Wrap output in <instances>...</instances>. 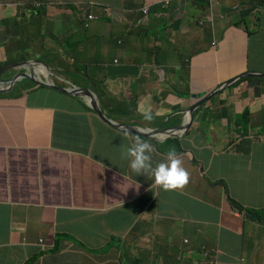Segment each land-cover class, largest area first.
I'll return each mask as SVG.
<instances>
[{
    "label": "crops",
    "instance_id": "obj_1",
    "mask_svg": "<svg viewBox=\"0 0 264 264\" xmlns=\"http://www.w3.org/2000/svg\"><path fill=\"white\" fill-rule=\"evenodd\" d=\"M56 1L94 3L120 17L91 26L85 36L88 43H77L76 59L95 65L91 85L100 86L107 106H136L129 125L149 134L139 138L119 133L91 114L93 142L79 153L61 151L67 132L90 137L89 119L79 103L55 122L61 105L40 108L29 98L24 108L20 99L0 100V147L7 149L5 165L0 153V185L6 182L0 191V264H210L206 254L223 264H264V81L223 91L206 108L196 110L190 130L179 128L189 124L190 110L198 104L193 96L210 95L247 72L264 73V9L260 27L250 28L258 35L250 37L233 25L256 11L255 0H222L217 11L219 39L210 35L200 56L192 58V84L175 71L182 66L173 56L178 48L202 44L206 34L202 39L193 23L187 27L175 17L176 11L185 15L183 6H174L166 25L150 29L140 23V7L161 0ZM3 8L0 22L8 16V8ZM193 10L196 18L212 15L201 7ZM53 15L46 27L40 29L38 23L30 35L37 44L42 37L50 39L64 55L62 39L85 29L63 8ZM9 24L0 26L4 38L16 35ZM46 28L50 31L43 33ZM54 31L55 40L50 35ZM15 52L12 47L11 59ZM162 53L171 63L172 93L165 91L153 67ZM4 54L0 42V57ZM82 55L87 58L82 60ZM72 79L77 87L88 85ZM163 94L166 99L158 103ZM146 108L152 111L151 121L143 119ZM239 124L248 127L249 138L240 141L230 130ZM106 136L121 150L106 143ZM137 139L153 146V163L174 150L188 173L187 182L165 190L152 177L133 173L125 153ZM231 141H236L232 147ZM248 143L252 149L244 151ZM233 147L239 150H229ZM192 148L204 152V159ZM213 151L218 154L215 160Z\"/></svg>",
    "mask_w": 264,
    "mask_h": 264
},
{
    "label": "clouds",
    "instance_id": "obj_2",
    "mask_svg": "<svg viewBox=\"0 0 264 264\" xmlns=\"http://www.w3.org/2000/svg\"><path fill=\"white\" fill-rule=\"evenodd\" d=\"M0 2H4L2 6L8 8V10H6L7 12L11 11L10 14H8V16L2 22H0V26L2 25L1 27H3V24H11V22L22 23L29 17H35L43 13L44 18L38 22L40 24V29H42L46 27V21L49 19H54L53 14L58 9L63 8L64 13L69 14V18L72 19V21H76L80 28L85 29V31L78 32L80 35L76 40L77 42L75 41L74 43H71L69 47L65 46V43L63 42L64 38L62 39L65 51L64 55L62 53L59 54L60 50L56 49L55 47L54 52L48 49L50 53L47 51V53L44 55H41V53L24 52L26 55L20 60H18L16 56L14 59H11L9 56L11 55L12 47L15 48L16 52L18 51L17 43H14V45H12L9 50H6L7 42L4 36L0 34L4 38L1 41V49L5 52V54L0 57V72L1 70H4L0 80V100L20 99V104L24 108H26L29 98H31L33 101L35 100L36 105L40 108H50L53 104L61 105L63 108H57L55 122H57L62 115H67L75 102L79 103V106L83 109L86 117L89 119L90 137H87L83 134L70 136V133L67 132L66 135L68 137L62 142L61 151L79 153L84 149L86 143L91 144L93 142L94 132L91 123V114L98 117V119L104 125H107L115 131H119V133L122 132L139 138L146 137V134H149V132L141 131L144 128L129 125L132 124L134 113L127 110V105L108 107L103 99L100 86H92L90 78H81L82 81L86 80L88 83V85L83 88L77 87L72 79H78L77 75L80 72L78 67L80 61L76 59L77 55L75 53L78 41L83 44L88 43L85 36L87 34V30L91 26L99 23L102 20L104 22H106V20L117 22L120 20L119 16H114L112 14V10L99 7V5L94 3H75L56 0H2ZM72 4H74V6ZM221 4L222 0H161L158 3L152 5L143 4L139 10V13L143 18L140 23L144 26H148L150 29H153L154 25L156 24L158 26L166 25L169 21L170 15L176 11L174 6H183L185 9V15H182L180 11H176L175 17L183 19V22L187 27L188 24L192 25L193 23V25L196 26L193 31L200 33L202 35V39L206 34V40H203L202 44L201 42L195 43L196 45L200 44L204 47L205 44H208L207 41L209 40L210 35H212L215 39H219L217 37V11ZM255 4L256 11L252 15L244 16L242 20L233 25L234 28L243 30L250 37L258 35L257 31H250V28L256 26L257 28L260 27L262 11L264 9V0H255ZM2 6L0 7L4 9ZM231 6L237 7V5ZM17 7L21 8L22 17L20 19H9L12 13L14 15L11 17H16ZM197 7H201L205 11H211L212 15H208L203 18H196V13L193 9ZM98 12L102 13V15H98ZM49 31L50 29L46 28L43 30V33H47ZM208 32H211V34ZM159 33L161 32H157L156 34ZM50 35L51 39L55 40L57 32H50ZM49 40L42 37L40 42L37 44L36 39L33 36V40L30 41V45L28 47L40 52V50L44 49L43 46L45 43H52ZM209 46L211 47V45ZM214 47L219 49L220 44H215ZM185 49L186 48H178L176 51V56H173L177 61V64H181L179 67L182 66L179 70L177 67L175 71H177L179 75L181 74V76L182 73L183 76L187 75L186 79H188L189 82L193 84V79L191 78L190 74L191 72H194L195 60L192 61L194 56L182 59V55L185 54ZM201 52L202 49L199 47L198 55L201 54ZM160 56L162 59L164 57L163 53ZM160 56L155 60L153 67L157 72L158 81L168 85L166 83L167 79L164 76V72H166V70H164L160 64ZM58 57L61 58V61L58 59ZM72 60H74V62H72ZM116 64H119V62H116ZM42 66L46 68L47 72H44L41 69ZM256 80L264 81V73L247 72L245 75L229 81L210 95L205 97L193 96V98L198 101V104L190 110V116L188 119L189 124L183 125L179 128H181L182 131L190 130L194 125L196 110L200 108H206V106L213 102L223 91L227 89H233L243 82H251ZM176 89L177 91H180V85H177ZM35 95H38L37 99H35ZM65 98H68V100ZM207 99H209V101L205 102ZM202 103L204 104L200 106ZM96 107H98L104 113L108 119V122L103 119L99 111L96 110ZM142 115L143 119L146 121H151L153 119L150 108L142 109ZM247 116L248 114H246L245 117ZM126 120H129L130 122H126ZM127 128H133L136 131L141 132L142 136H136L132 134L129 130H127ZM168 131L174 132L173 129ZM168 131H166V133H168ZM162 133H164V130H162L160 133L157 132L156 134L161 135ZM63 136H65V134L62 135V138ZM6 150L7 149L0 147V153H2L1 160H3L4 165L6 164L7 159L3 158V152ZM152 151L153 146L150 143L139 139L135 140L133 144L127 148L125 155L128 159V166L133 173L136 175L143 174L152 177L153 183L159 185L165 190L182 186L187 182L188 173L182 167L181 161L177 158V154L174 150L167 152L165 160L155 163L152 161ZM156 185L155 187H157ZM226 199H228L227 195ZM230 202L231 204L236 205L234 200H230ZM58 242H60V238L58 239ZM39 246L41 248L44 247V240L40 241ZM205 256L212 259L210 264H223L217 258V256L212 257L207 254ZM37 257L38 256H33V259H36ZM31 262L33 261H29L25 264H30Z\"/></svg>",
    "mask_w": 264,
    "mask_h": 264
},
{
    "label": "rangeland",
    "instance_id": "obj_3",
    "mask_svg": "<svg viewBox=\"0 0 264 264\" xmlns=\"http://www.w3.org/2000/svg\"><path fill=\"white\" fill-rule=\"evenodd\" d=\"M232 5L236 6L237 4L233 3ZM16 11H17L16 17H11V16H13V15H11L10 16L11 19H16V18L20 19L22 17L21 8L17 7ZM244 11H245V9H244ZM10 12L11 11H9L7 14H10ZM43 18H44V14L42 13V14H39L35 17H29V18L25 19L22 23H12L11 22L9 27L15 30L16 35H13V34L6 35V37H5V40L7 42L6 50H9L12 47V45H14V43H17L18 51L16 52L15 56L18 60H20L21 58H24V56L26 55V54H24V52L41 53V55H44L45 53H47V51L50 53V51L48 49H50L52 52H54V47H52L51 46L52 44L50 45V43H45L43 46L44 49L40 50V52H37L34 49L28 47L30 45V41L33 40V35H30V34H34V31H32L33 26H36L38 24V22L40 20H42ZM208 33L211 34V32H208ZM79 35H80V33H78L77 36L73 37V32H71L70 34H67L63 39L65 46L69 47L68 43L69 42L74 43L77 40ZM3 39H4L3 36L0 35V42ZM199 47L202 49L204 48L202 45H200V44L196 45L195 43L188 45L187 48L185 49V54L182 55V59H184L186 57H191V56H194V58L197 57ZM86 58H87L86 56L82 55V60H85ZM173 59H175V58L173 57ZM161 60H162V67L164 70H166V79H167L166 83L168 84L165 86V91L172 93L170 91V87H169V83H170L171 77H172L171 69L169 68L171 63H170L169 59H166L164 57ZM96 66H100V65H96ZM78 67H79L80 72L77 75L78 76L77 78L80 82H82V79H81L82 77L85 79H88L91 77L92 73H94L96 70V67L93 64L82 65L79 63ZM190 76L193 79L194 72H191ZM184 78H187V75H184ZM166 87H169V88H166ZM147 91L150 93V98H152L153 93H152V89H151L150 85L147 86ZM37 97H38V95H35V99H37ZM164 99H166V94H163L161 96V98L158 99V103L163 102ZM127 110L129 112L135 113L134 111L136 110V106H134V107L128 106ZM126 122H130V121L126 120ZM104 140L106 143L111 141V139L107 136L104 137ZM193 144L195 146H198L195 142H193ZM111 145H112V148L114 146H117L121 150V146L117 144L116 140L111 141ZM112 148H107L106 151H108ZM192 151L197 156V158L204 159V157H205L204 152L197 150L195 148H192ZM210 153L212 155L213 160L218 158V154L216 153V151H213V153L212 152H210ZM64 155L66 156V158H68V156L66 154H64ZM5 188H6V182L2 181L1 185H0V191H4Z\"/></svg>",
    "mask_w": 264,
    "mask_h": 264
},
{
    "label": "trees",
    "instance_id": "obj_4",
    "mask_svg": "<svg viewBox=\"0 0 264 264\" xmlns=\"http://www.w3.org/2000/svg\"><path fill=\"white\" fill-rule=\"evenodd\" d=\"M201 126H203L202 130L206 134V125H205V121L204 120H201ZM230 130L237 134V136H238L240 141H241V138H243V139L249 138V129L245 125L239 124V126L236 128L235 131H234V129L232 127H230ZM235 143H236V141H231L229 146L232 147V146L235 145ZM251 149H252V145L248 143V146L244 149V151L245 150L250 151ZM229 150L238 151L239 149L237 148V150H236L233 147V148H230ZM229 150H227V151H229ZM236 207H238L239 209H243L242 208L243 206L241 204L237 203V202H236ZM248 212H250V210H248Z\"/></svg>",
    "mask_w": 264,
    "mask_h": 264
},
{
    "label": "water",
    "instance_id": "obj_5",
    "mask_svg": "<svg viewBox=\"0 0 264 264\" xmlns=\"http://www.w3.org/2000/svg\"><path fill=\"white\" fill-rule=\"evenodd\" d=\"M3 72H4V70H1V72H0V80H1V77L3 75ZM207 101H209V99H207L205 102H207ZM204 103H202L200 106H202ZM96 110L99 111V113L101 114V116L103 117V119L108 122V119L106 118V116L104 115V113L98 107H96ZM127 130H129L132 134H134L136 136H142L141 132L136 131L133 128H131V129L127 128Z\"/></svg>",
    "mask_w": 264,
    "mask_h": 264
},
{
    "label": "bare ground",
    "instance_id": "obj_6",
    "mask_svg": "<svg viewBox=\"0 0 264 264\" xmlns=\"http://www.w3.org/2000/svg\"><path fill=\"white\" fill-rule=\"evenodd\" d=\"M41 69L44 71V72H47L46 68L45 67H41Z\"/></svg>",
    "mask_w": 264,
    "mask_h": 264
}]
</instances>
